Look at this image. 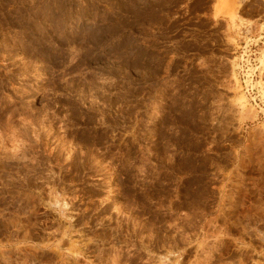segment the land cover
I'll return each mask as SVG.
<instances>
[{"label":"rangeland","instance_id":"374dc122","mask_svg":"<svg viewBox=\"0 0 264 264\" xmlns=\"http://www.w3.org/2000/svg\"><path fill=\"white\" fill-rule=\"evenodd\" d=\"M0 264H264V0H0Z\"/></svg>","mask_w":264,"mask_h":264},{"label":"built area","instance_id":"2783aa9c","mask_svg":"<svg viewBox=\"0 0 264 264\" xmlns=\"http://www.w3.org/2000/svg\"><path fill=\"white\" fill-rule=\"evenodd\" d=\"M253 48H254L253 46L244 42L243 51H241L242 53H241V58L239 61V67L241 69L240 71H242L241 74H243L244 76L246 75L247 69L249 67H252V66L254 67V65L257 64V61L255 60L257 51ZM256 66L254 67V73L252 77H254L255 72L257 71V69H255Z\"/></svg>","mask_w":264,"mask_h":264},{"label":"bare ground","instance_id":"6f19581e","mask_svg":"<svg viewBox=\"0 0 264 264\" xmlns=\"http://www.w3.org/2000/svg\"><path fill=\"white\" fill-rule=\"evenodd\" d=\"M253 73H254V67L253 66L252 67H249L247 69V72H246L245 82H246L247 79H251V80L254 81L255 78L252 77Z\"/></svg>","mask_w":264,"mask_h":264}]
</instances>
